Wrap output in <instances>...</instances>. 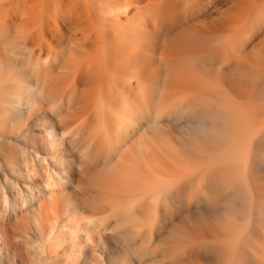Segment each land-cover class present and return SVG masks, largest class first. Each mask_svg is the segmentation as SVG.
Returning a JSON list of instances; mask_svg holds the SVG:
<instances>
[{"label": "bare ground", "instance_id": "bare-ground-1", "mask_svg": "<svg viewBox=\"0 0 264 264\" xmlns=\"http://www.w3.org/2000/svg\"><path fill=\"white\" fill-rule=\"evenodd\" d=\"M20 246L264 264V0H0L1 261Z\"/></svg>", "mask_w": 264, "mask_h": 264}, {"label": "rangeland", "instance_id": "rangeland-1", "mask_svg": "<svg viewBox=\"0 0 264 264\" xmlns=\"http://www.w3.org/2000/svg\"><path fill=\"white\" fill-rule=\"evenodd\" d=\"M30 219L27 218L26 220V224L27 226H30ZM32 230L30 229L28 232H31ZM33 250L29 249V248H25L24 246H20V248L17 247V252H16V256L17 259L15 258L14 261H11L9 264H35L34 261L29 257V253H32ZM2 253V252H1ZM3 257L0 258V264H7L4 263L3 261Z\"/></svg>", "mask_w": 264, "mask_h": 264}]
</instances>
